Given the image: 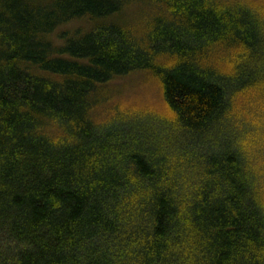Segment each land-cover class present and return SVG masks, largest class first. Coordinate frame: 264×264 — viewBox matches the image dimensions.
Listing matches in <instances>:
<instances>
[{"label":"trees","instance_id":"obj_1","mask_svg":"<svg viewBox=\"0 0 264 264\" xmlns=\"http://www.w3.org/2000/svg\"><path fill=\"white\" fill-rule=\"evenodd\" d=\"M0 264H264V0H0Z\"/></svg>","mask_w":264,"mask_h":264}]
</instances>
